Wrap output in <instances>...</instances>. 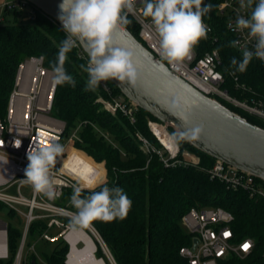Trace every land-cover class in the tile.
Wrapping results in <instances>:
<instances>
[{"label":"trees","instance_id":"16d2710c","mask_svg":"<svg viewBox=\"0 0 264 264\" xmlns=\"http://www.w3.org/2000/svg\"><path fill=\"white\" fill-rule=\"evenodd\" d=\"M204 3L212 5L211 10L203 17L204 23L212 28V33L207 34V39L199 41L200 55L213 49L218 50L221 58L219 69L226 78L223 88L231 95L240 100L264 96V62L253 59L246 72H235L230 66V60L234 56L240 59L241 52L229 46L234 36L220 16L219 1L204 0ZM1 18L0 118H4L19 66L30 57L44 56L45 67L52 70L49 62L56 59L66 33L55 20L52 22L41 13L32 22L25 21L24 12L19 10H5ZM128 19L131 24L125 27L140 40L139 26L130 16ZM84 55L85 58L81 57L77 48L67 54L65 68L74 77L75 87L56 86L52 113L56 119L65 123L63 141L79 128L80 141L75 143V147L87 155L71 151L67 159L61 160L64 170L90 188L87 186L89 172L85 171V166H89L91 172H98L99 178L104 179L103 163L107 179L102 186L123 188L133 202L124 219L91 223L115 263L189 264L180 254L183 247H190L193 242V236L182 224L183 216L192 208L202 210L221 207L234 216L232 228L236 240L251 238L255 242L249 256L244 259L233 256L225 264H264V200H255L243 190H228L220 181L211 180L206 170L211 169L216 160L199 152L186 141L177 139L181 151L198 155L201 158L200 166L185 165L186 158L180 155L179 159L183 161L181 164L166 167L156 152H145L137 134L146 138L156 150L163 151L165 158L168 157L148 127L149 120L158 121L138 109L137 122L131 124L121 112L113 116L104 109L98 99H109L110 96L101 83L95 91L84 90L88 79V74L80 68L81 64L88 63V56ZM235 78L239 85H245L249 90L237 88ZM106 82L114 95H122L110 80ZM219 101L252 124L264 128L261 120L225 100ZM168 129L175 136L176 132L172 128ZM258 181L264 185L262 181ZM100 187L83 190L82 194L98 191ZM70 196L71 192L66 194V198ZM5 208L7 207L0 202V212ZM70 209L75 211L72 205ZM9 215L15 217L11 210ZM46 229L47 222L37 220L30 225L29 237L35 240ZM22 234L23 229L8 224L10 258L0 260V264L13 263ZM31 244L28 241L26 248H30ZM96 244V257L109 264L102 248ZM69 250V244L60 240L51 253L43 251L45 261L40 262L35 253L29 254L28 249L22 264H66Z\"/></svg>","mask_w":264,"mask_h":264},{"label":"built area","instance_id":"2783aa9c","mask_svg":"<svg viewBox=\"0 0 264 264\" xmlns=\"http://www.w3.org/2000/svg\"><path fill=\"white\" fill-rule=\"evenodd\" d=\"M218 1L220 16L224 18L226 27L234 36V40L240 41L241 48L246 47L249 50H254L255 38L250 37L247 30L243 32L232 30L235 26L237 15L247 17L250 15L251 10H240L239 0ZM143 2L144 0H135V11L134 13H129L128 16L133 18L139 26L140 41L153 53L156 59L165 63L177 77L187 81L207 96L217 100H225L264 122V96L240 100L223 88L226 78L219 69L221 58L217 49L200 55L198 43L194 47L191 58L185 59L181 64L169 63L167 60L162 59L159 54V38L151 19H147L144 16ZM5 10L24 12L25 21L32 22L36 19L37 14L41 13L54 22L51 17L27 0H2L0 1V18ZM209 28L211 31L208 34H211L212 28ZM76 48L79 50L81 57L85 58L81 47L78 46ZM40 57H30L19 66L6 115L4 118H0V202L13 211L15 215H20L25 219V227L19 248L12 264H22L26 255L30 225L37 220L46 221L47 229L37 238L36 244L41 241L59 242L64 240L69 244L71 252L72 244L67 239V234L74 229L67 220H70L71 213L74 211L70 209V198H66V194L69 192L72 194L73 185L76 184H79L83 190L96 189L106 182L107 176L105 170L104 179L95 186L87 188L80 180L64 170L61 160L67 159L71 151L84 153L75 147V143L80 141L79 128L75 129L63 141L65 123L60 124L49 117L53 110L56 85L53 84L54 73L45 67V61H41ZM235 82H238L237 78H235ZM101 85L110 97L109 99L100 98L98 102L107 105L108 111L121 112L131 124H136L138 108L128 102L122 95H114L106 81H102ZM237 88L243 91L249 90L245 85H239L238 83ZM56 123L59 126H56ZM155 125L164 128L173 138L175 136L164 124L149 120V130L163 146L168 157L165 158L163 151L156 150L146 138L137 134L145 152H156L166 167L174 166L178 163L181 164L183 161L179 159L180 155L186 158L185 165L200 166L201 158L189 151H181L176 138H174L176 150L172 152L155 134L153 129ZM16 140L21 142L19 148L14 146ZM53 140L61 143L65 147V152L62 157L58 158L56 164L58 169H53L56 190L60 195L55 200H49L42 193L35 192L30 184L23 182V179H25L24 173L29 163L27 159L29 147L37 143L47 144ZM102 165L105 169L103 163ZM206 171L210 175L211 180L220 181L226 186V189L233 191L243 190L255 200H264V185L255 177L218 160H216L211 169ZM24 186H28L31 189V197H27L22 193ZM13 188L16 189V193L10 194L8 191ZM21 207L25 208L26 211L24 212ZM233 223V214L221 207L202 210L192 208L183 216L182 224L188 233L193 236V241L198 239L199 242L194 250L192 249L193 242L190 247H183L180 250L181 256L187 259L189 264H225L233 256L241 259L246 258L252 253L255 242L251 238L236 240L235 232L232 228ZM83 228L85 229L86 227ZM92 228L95 230L93 226ZM0 232L4 234L3 242L5 245L3 251L0 252V260H8L10 252L7 223L5 228L0 221ZM89 232L91 233V231ZM96 233L98 237L96 235L94 237L104 246L100 235L97 231ZM80 244L78 242L76 246L78 247ZM245 244L250 246L247 251L244 249ZM34 247L35 244H31L29 248L31 253H35ZM66 262H68V258Z\"/></svg>","mask_w":264,"mask_h":264},{"label":"clouds","instance_id":"9594fccd","mask_svg":"<svg viewBox=\"0 0 264 264\" xmlns=\"http://www.w3.org/2000/svg\"><path fill=\"white\" fill-rule=\"evenodd\" d=\"M59 7L58 19L66 38L60 43L56 59L49 62L54 73L53 84L75 87L74 77L67 72L65 62L67 54L78 46L88 55L87 65H80L88 74L85 91H95L102 81L110 79L134 84L138 70L133 63V54L115 46L112 33L117 27L131 24L128 14L134 13L135 0H62ZM211 8L212 5L205 4L204 0H144V16L149 17L154 26L162 59L181 64L191 58L194 47L200 40L207 39L211 31L203 20ZM239 9H250V15H237L232 30H247L248 35L256 41L254 50L241 48L238 40L229 43L230 47L241 51V58L232 57L230 66L235 72L244 73L254 58L264 62V0H239ZM44 59V56L40 57L41 61ZM198 132L199 129L194 128L188 132H178L174 138L190 139ZM20 144V140H16L14 146L19 148ZM64 152L65 147L55 140L30 146L23 182L49 200H55L60 193L56 190L53 169ZM85 171L90 173L92 169L85 166ZM91 184V180H88L87 186ZM82 193L83 188L79 184L73 185L70 203L75 211L71 213L70 226L74 230L87 227L94 221L122 220L133 203L119 186L104 185L98 191H91L87 195Z\"/></svg>","mask_w":264,"mask_h":264},{"label":"water","instance_id":"95a60500","mask_svg":"<svg viewBox=\"0 0 264 264\" xmlns=\"http://www.w3.org/2000/svg\"><path fill=\"white\" fill-rule=\"evenodd\" d=\"M27 1L61 25L58 15L62 0ZM112 39L115 46L133 54V63L138 70L134 84L110 79L128 102L176 133L198 128L199 132L194 138L181 140L199 152L264 183V128L252 124L219 100L177 77L125 26L117 27L112 33ZM0 221L6 228V223ZM95 239L111 263L105 243L104 247ZM198 242V239H194L193 250Z\"/></svg>","mask_w":264,"mask_h":264},{"label":"bare ground","instance_id":"6f19581e","mask_svg":"<svg viewBox=\"0 0 264 264\" xmlns=\"http://www.w3.org/2000/svg\"><path fill=\"white\" fill-rule=\"evenodd\" d=\"M154 132L159 137V139L172 151L175 152L176 145L174 142V138L161 126L155 125ZM103 179L100 177L96 180V182L90 186L93 187L98 184ZM91 231V234L87 232V230ZM80 228L78 230H72L69 234H67V239L72 244V251L68 257V264H106L104 259H99L96 257V249L97 244L94 235H97L96 231L92 228L91 225L87 226L86 228ZM4 234L0 232V252L3 251L4 245ZM83 243L81 248L76 246V243ZM110 260L114 263V260L110 256L109 252L107 251ZM115 264V263H114Z\"/></svg>","mask_w":264,"mask_h":264},{"label":"rangeland","instance_id":"374dc122","mask_svg":"<svg viewBox=\"0 0 264 264\" xmlns=\"http://www.w3.org/2000/svg\"><path fill=\"white\" fill-rule=\"evenodd\" d=\"M102 106L104 107V109L107 110V108H108L107 105L102 104ZM109 112L113 116H116L117 115V112H114V111L113 112L109 111ZM49 117L52 118V119H56L54 117L53 113H50L49 114ZM55 125L56 126H59L58 123H56ZM55 169H58V166H55ZM105 170H106V168H105ZM106 172H107V170H106ZM98 178H99L98 172H91V173H89V180H91V182H92L91 185H93ZM8 192L10 194H15L16 193V189L13 188V189L9 190ZM22 193L25 196H27V197H31V189L28 186H24L22 188ZM21 208H22V210L24 212L26 211L25 208H23V207H21ZM0 220H2L3 222H5L7 224H11L12 226L17 227V228L24 229V227H25V219L22 216H20V215H15V217L10 216L9 215V210L7 208H5L3 211L0 212ZM87 232L89 234H91L89 231H87ZM91 236H92V234H91ZM29 242H31L32 244H35V247H34L35 254L38 257V259H39L40 262H44L45 261V256L43 255V251L46 252V253H51L53 251V249L59 244V242H47V241H41V242H39V243L36 244L35 240L31 239L30 237H29ZM95 242L98 243L97 240ZM82 246H83V243H81L79 245V248H81ZM28 249L29 248L27 247L26 248V251H28ZM69 252H70V250H69ZM29 254H31V251H29ZM106 259L108 260V263L109 264H111V263L114 264L112 261L110 263L108 257Z\"/></svg>","mask_w":264,"mask_h":264},{"label":"crops","instance_id":"0c3cea01","mask_svg":"<svg viewBox=\"0 0 264 264\" xmlns=\"http://www.w3.org/2000/svg\"><path fill=\"white\" fill-rule=\"evenodd\" d=\"M55 122H58V123H60V124H63V122L62 121H60V120H58V119H53ZM54 231V230H53ZM29 241V240H28ZM35 241H37V239H35ZM39 243V242H38ZM79 247V246H78Z\"/></svg>","mask_w":264,"mask_h":264},{"label":"snow or ice","instance_id":"6c2138e0","mask_svg":"<svg viewBox=\"0 0 264 264\" xmlns=\"http://www.w3.org/2000/svg\"><path fill=\"white\" fill-rule=\"evenodd\" d=\"M250 246L248 244H245L244 245V249L247 251V249L249 248Z\"/></svg>","mask_w":264,"mask_h":264}]
</instances>
